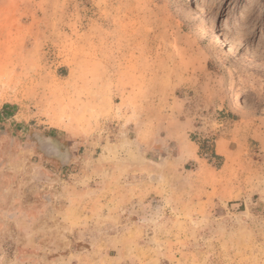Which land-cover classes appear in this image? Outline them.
<instances>
[{"label": "rangeland", "instance_id": "rangeland-1", "mask_svg": "<svg viewBox=\"0 0 264 264\" xmlns=\"http://www.w3.org/2000/svg\"><path fill=\"white\" fill-rule=\"evenodd\" d=\"M198 1L0 0V264H264V0Z\"/></svg>", "mask_w": 264, "mask_h": 264}, {"label": "bare ground", "instance_id": "bare-ground-1", "mask_svg": "<svg viewBox=\"0 0 264 264\" xmlns=\"http://www.w3.org/2000/svg\"><path fill=\"white\" fill-rule=\"evenodd\" d=\"M191 5L195 8H199V9L201 8L198 0H191ZM211 32L213 33L214 40H218V41L221 40V37L219 36L218 32H216L214 29ZM227 46H228V50H233L231 44L228 43Z\"/></svg>", "mask_w": 264, "mask_h": 264}]
</instances>
